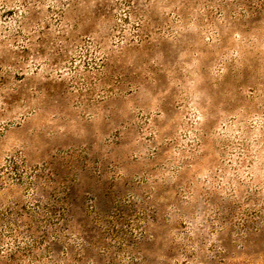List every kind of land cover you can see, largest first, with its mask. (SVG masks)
Instances as JSON below:
<instances>
[{"label": "rangeland", "instance_id": "rangeland-1", "mask_svg": "<svg viewBox=\"0 0 264 264\" xmlns=\"http://www.w3.org/2000/svg\"><path fill=\"white\" fill-rule=\"evenodd\" d=\"M0 264H264V0H0Z\"/></svg>", "mask_w": 264, "mask_h": 264}]
</instances>
